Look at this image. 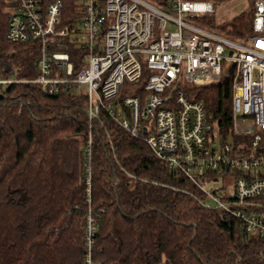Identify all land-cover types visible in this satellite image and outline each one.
I'll return each mask as SVG.
<instances>
[{
    "label": "trees",
    "instance_id": "1",
    "mask_svg": "<svg viewBox=\"0 0 264 264\" xmlns=\"http://www.w3.org/2000/svg\"><path fill=\"white\" fill-rule=\"evenodd\" d=\"M254 1L245 0L240 14L219 25L223 35L244 39L253 33ZM75 10V0H65L62 25L70 24ZM7 22L0 0V74L32 79L37 47L8 41ZM65 50L76 72L84 51L72 43ZM142 71L134 93L149 75ZM233 74V66L224 64L216 82L187 87L186 93L205 103L208 134L215 127L220 142L235 145L249 136L232 129ZM85 102L75 86L43 95L36 83L0 84V264H82L89 207L98 226L94 258L100 264H264V236L243 237L234 217L199 204L194 185L144 140L104 110L89 121ZM89 133L88 195L83 146ZM260 143L264 147V132Z\"/></svg>",
    "mask_w": 264,
    "mask_h": 264
},
{
    "label": "built area",
    "instance_id": "2",
    "mask_svg": "<svg viewBox=\"0 0 264 264\" xmlns=\"http://www.w3.org/2000/svg\"><path fill=\"white\" fill-rule=\"evenodd\" d=\"M2 1L8 15L5 37L36 45L38 74L27 80L0 74V84L36 83L43 95L83 89L89 121L104 110L120 128L144 140L173 173L186 177L199 204L234 217L243 237L264 236V0L254 1L253 33L239 40L215 25L227 10L241 13L243 1L237 8L235 0H165L162 6L148 0H75V17L64 25L65 0ZM207 16L214 21L201 24ZM69 43L84 51L76 72L65 50ZM224 64L234 68L232 129L248 135L246 143L210 136L205 103L186 93L187 87L216 82ZM143 68L149 75L141 92L123 93L140 81ZM91 144L89 133L83 146L88 195ZM97 228L89 207L82 264H100L94 258Z\"/></svg>",
    "mask_w": 264,
    "mask_h": 264
},
{
    "label": "rangeland",
    "instance_id": "3",
    "mask_svg": "<svg viewBox=\"0 0 264 264\" xmlns=\"http://www.w3.org/2000/svg\"><path fill=\"white\" fill-rule=\"evenodd\" d=\"M209 1H212V2H214L215 4H219V3H222V2H228V3H230L231 1H233V0H227V1H225V0H220V1H215V0H209ZM236 1V3H234L235 5H236V7L238 8V7H240L242 4H241V2L243 1V6L241 7V8H245V0H235ZM149 2H150V0H149ZM153 4H155L154 2H152ZM240 14V13H239ZM237 16V14H235V13H233L232 11H229V10H227V12L226 13H224V15H223V18H221V20L215 25V29L219 32V33H223L224 34V32H222L218 27H219V25H221L224 21H226V20H228L231 16ZM208 17H210L211 18V22L212 21H214V17L213 16H207V17H205L204 18V21L203 22H205L206 20H207V18ZM202 24V23H201ZM204 24V23H203ZM231 39H235V40H239L240 38H232L231 37ZM127 91L129 92L130 91V89H132V91H134L135 89H134V86H127ZM127 94H130V93H125V95H127ZM211 133L217 138V131H216V129H215V127L214 128H212V130H211ZM225 184L227 185V183H229V182H231V179H230V177L229 176H227V177H225ZM221 183V181L219 180L218 182H215V183H213V186L214 187H216V186H218L219 184Z\"/></svg>",
    "mask_w": 264,
    "mask_h": 264
}]
</instances>
